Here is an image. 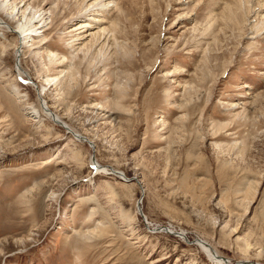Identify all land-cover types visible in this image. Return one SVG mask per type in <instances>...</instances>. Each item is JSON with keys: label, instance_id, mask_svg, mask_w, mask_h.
Segmentation results:
<instances>
[{"label": "rangeland", "instance_id": "1", "mask_svg": "<svg viewBox=\"0 0 264 264\" xmlns=\"http://www.w3.org/2000/svg\"><path fill=\"white\" fill-rule=\"evenodd\" d=\"M30 1L55 21L31 85L0 35V264H264V0H115L80 53L86 0ZM42 86L70 129L26 113Z\"/></svg>", "mask_w": 264, "mask_h": 264}, {"label": "bare ground", "instance_id": "2", "mask_svg": "<svg viewBox=\"0 0 264 264\" xmlns=\"http://www.w3.org/2000/svg\"><path fill=\"white\" fill-rule=\"evenodd\" d=\"M85 2L86 4L84 5V7L76 14V18L83 17L84 20L70 27L69 30L65 33L66 35L71 36L72 39L68 43L70 45L69 48L71 49V51H74L76 53H80L85 50L95 38L100 37L105 32H108V35L104 37L103 41L99 42L100 46H103L108 40H110L111 37L116 36L115 32L109 30V28L107 27L108 24H105L109 22L108 16L110 15V13H107V11L110 9V7L117 6L118 3L115 2V0H86ZM240 2L244 7L246 0H240ZM234 14H236V12H234ZM261 17L262 19H264V15H262ZM54 21L55 17L54 15H52V12L44 8L39 9V7L34 5L30 0H0V35H2V38L7 37L8 35H12L15 37L16 44L14 50L18 58L20 59V63L17 67V73L19 74V78L26 84L31 85L34 82L32 83L30 81L31 77L30 79H28L29 74L25 70L22 63L23 55L28 47L34 49L33 51L37 49V46H35L36 40L39 38H46V33H48L52 29ZM47 41L48 40L42 42L41 45H45ZM53 52L49 50L47 56L52 57V59L55 60V57L57 55ZM6 53L7 48L4 46L2 47L1 57H4ZM61 60L62 61L60 63L66 60L64 55L61 57ZM60 74H66L64 68L59 71V75ZM57 80L58 77L52 79L49 77L47 78V82H57ZM12 89L14 96L17 98H24L28 96L27 93L23 92V87L19 83L13 84ZM45 93L46 88L44 86L39 87L38 97L40 108L38 109L36 108V106L32 105L31 107L26 108V113L35 119L39 117V112L42 111L46 113V115H48L50 118H53L56 123L58 122L59 124L60 122L62 126H65V129H70L69 124L62 120L59 115L51 110L46 100L43 98V95ZM160 122H158V124H160ZM75 134L78 135V138H81L82 140V134ZM91 162L93 163V166L96 168V170H98V172L108 175L113 174L111 173L112 168L110 169L105 165H102L98 160H92ZM113 172L116 171L114 170ZM116 173L120 174L119 172ZM183 233L184 232H182V234ZM199 244L203 247V249L208 253L209 257L213 259L214 262H216L217 264H225L226 260L222 256L218 255L216 251L213 250L211 246H209L204 240L200 239Z\"/></svg>", "mask_w": 264, "mask_h": 264}]
</instances>
